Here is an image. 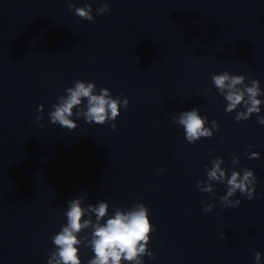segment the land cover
<instances>
[{"label": "clouds", "instance_id": "1", "mask_svg": "<svg viewBox=\"0 0 264 264\" xmlns=\"http://www.w3.org/2000/svg\"><path fill=\"white\" fill-rule=\"evenodd\" d=\"M69 8L82 20H94L91 3L76 7L69 0ZM109 10V3L105 0L97 9V13L103 15ZM246 80L248 83H245ZM212 83L217 93L226 101L225 112L232 113L238 108L242 109L236 113L235 121L248 120L253 114L261 112L264 100L258 97L264 96V90L261 89L259 80L225 71L214 74ZM208 91L211 92V89ZM128 105L127 97L114 98L108 88L97 90L94 82L78 79L73 86L66 89V95L58 97L57 103L52 105V110L48 113V118L52 124H58L70 131L78 126L73 117L83 118L86 123L97 125L111 121V128L115 130L117 125L114 121L120 116L121 108L127 109ZM37 111L39 114L35 119L42 121L44 105H39ZM173 119L183 127L185 138L190 144H195L201 138H211L214 131L219 129L216 120L211 121L209 127L207 117L202 116L198 108L181 111ZM257 122L264 125V116H259ZM247 155L250 160L260 158V154L255 151ZM223 163V158L217 157L211 161L210 168L205 165L207 179L197 183L198 190L219 199L224 208L240 205L239 199H232L237 192L248 200L255 198L257 178L254 170L247 167L239 170L233 168L228 176L229 170L221 166ZM232 164H239V158L235 154ZM213 182L224 184L227 188L226 194L217 197ZM202 203L205 213L213 211L214 204ZM83 205L82 197L68 201L65 212L67 222L52 238L54 250L49 253L47 264H82L80 246L90 248L94 254L87 264H144V256L156 258L148 247L155 229L150 219V209L144 203L136 202L129 209L116 208L113 215H109L107 201L101 200L96 204H88L87 207ZM85 230H88L89 234L81 236ZM255 260L256 264H260V252L255 253Z\"/></svg>", "mask_w": 264, "mask_h": 264}]
</instances>
